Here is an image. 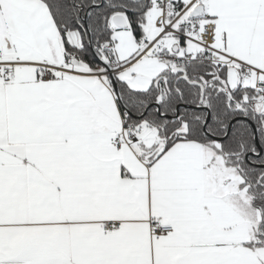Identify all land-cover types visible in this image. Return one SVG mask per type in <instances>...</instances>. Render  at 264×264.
I'll return each mask as SVG.
<instances>
[{"label": "snow or ice", "instance_id": "1", "mask_svg": "<svg viewBox=\"0 0 264 264\" xmlns=\"http://www.w3.org/2000/svg\"><path fill=\"white\" fill-rule=\"evenodd\" d=\"M0 264H264V0H0Z\"/></svg>", "mask_w": 264, "mask_h": 264}]
</instances>
